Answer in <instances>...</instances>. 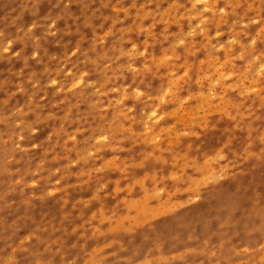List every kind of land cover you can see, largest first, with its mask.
I'll list each match as a JSON object with an SVG mask.
<instances>
[{
	"label": "rangeland",
	"instance_id": "rangeland-1",
	"mask_svg": "<svg viewBox=\"0 0 264 264\" xmlns=\"http://www.w3.org/2000/svg\"><path fill=\"white\" fill-rule=\"evenodd\" d=\"M0 264H264V0H0Z\"/></svg>",
	"mask_w": 264,
	"mask_h": 264
}]
</instances>
